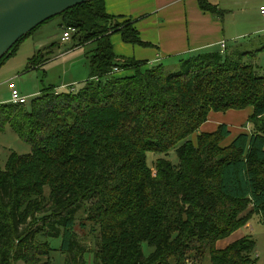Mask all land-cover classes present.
Here are the masks:
<instances>
[{
  "label": "trees",
  "instance_id": "obj_1",
  "mask_svg": "<svg viewBox=\"0 0 264 264\" xmlns=\"http://www.w3.org/2000/svg\"><path fill=\"white\" fill-rule=\"evenodd\" d=\"M198 3L219 12L208 0ZM58 16L63 29H75L79 46L96 44L90 74L78 90L47 89L31 108L0 103V131L9 125L31 145L0 167V264H41L54 238L65 264H86L88 253L93 264H163L206 248L212 264H254L249 236L222 250L214 243L249 222L241 216L249 207L264 223V68L257 63L264 46L195 51L168 72L161 62L115 53L116 33L127 44L150 43L132 21L107 13L104 0ZM247 106L250 132L229 145H221L226 124L199 132L196 143L189 138L211 112ZM171 150L177 164L148 161L150 152ZM77 227H89L92 247Z\"/></svg>",
  "mask_w": 264,
  "mask_h": 264
},
{
  "label": "rangeland",
  "instance_id": "obj_2",
  "mask_svg": "<svg viewBox=\"0 0 264 264\" xmlns=\"http://www.w3.org/2000/svg\"><path fill=\"white\" fill-rule=\"evenodd\" d=\"M208 1L215 5L219 12L212 13L203 10L198 5L200 16L208 13L209 18L211 16L215 21L217 19L219 23L222 22L229 34L233 36L242 34L240 37L232 39L226 37L228 50H254V47L250 45L254 42L257 44L258 37L264 33L258 29V27L260 29L264 28V20L259 9L264 0ZM62 23L61 16L53 17L42 23L22 39L10 51V55L0 63V103L10 102L9 82L14 83L20 94L27 97V108H31L33 99L49 88H54L57 92H64L71 89L75 91L83 86L90 74L89 56L95 49L96 44L93 42L89 45L82 44L79 46L77 40L72 36L68 41H62L61 37L65 30L61 26ZM118 39L119 43L122 44L118 34H114L112 43L115 46H117ZM216 49L217 47H211L205 50L213 51ZM187 56L186 54L178 58L170 56L163 59L161 63L168 72H175L179 68L178 59ZM34 57L37 59V64L32 65L31 61ZM257 63L264 68V51L259 53ZM258 73L262 74L263 71L260 69ZM252 111L253 108L247 106L243 109H230L226 112H211L209 119L201 126L200 130L189 138L196 143L199 132H212L217 130L221 124H226L230 130V135L222 141L221 145L227 146L240 133L250 132L252 123L249 118ZM13 152L18 154L30 153L31 145L23 141L9 125H6L4 130L0 131V167L2 169L5 168L7 160ZM159 157L168 159L172 164L178 163V157L174 150H171L168 154L148 153L150 164ZM45 192L48 194L47 190ZM84 215L85 213H80V216ZM245 215L251 216L249 222L247 221L223 238H218L214 243V248L218 250L225 249L247 235L255 241V248L252 252L254 264H264V223L259 214L251 212L250 207L242 212L241 216ZM77 230L80 234L86 235L84 242L92 247L93 240L89 227L84 230L77 227ZM49 241L55 250L50 251L48 257H44L40 260V263L45 264L44 262L48 261V264H65L64 254L59 249L61 239L54 238ZM151 251L152 249L144 243V254L148 255ZM210 256L209 248H206L202 256L196 251H185L182 254L167 258L163 264H212ZM85 263L93 264V256L90 253L85 256ZM13 264L29 263L25 259L15 258ZM36 264H38V261H36Z\"/></svg>",
  "mask_w": 264,
  "mask_h": 264
},
{
  "label": "crops",
  "instance_id": "obj_3",
  "mask_svg": "<svg viewBox=\"0 0 264 264\" xmlns=\"http://www.w3.org/2000/svg\"><path fill=\"white\" fill-rule=\"evenodd\" d=\"M104 1L107 13L119 16V21H132L141 39L150 43L145 46L127 44L122 42L118 34L122 44L119 43V39L116 42L117 46L112 43L115 53L145 60L148 64L161 62L170 56L178 58L184 54L189 55L196 50L211 47L221 49L220 42L225 41L226 44L227 38L232 39L242 35L229 34L222 22L219 23L217 19L215 21L211 16L209 18L208 13L200 16L198 0ZM261 6H264V2ZM260 15L264 20L261 12ZM258 29L264 32V28L258 27ZM250 46L254 47V50L263 47L264 33L258 37L257 44L254 42ZM225 50H228L227 44Z\"/></svg>",
  "mask_w": 264,
  "mask_h": 264
},
{
  "label": "water",
  "instance_id": "obj_4",
  "mask_svg": "<svg viewBox=\"0 0 264 264\" xmlns=\"http://www.w3.org/2000/svg\"><path fill=\"white\" fill-rule=\"evenodd\" d=\"M90 0H0V59L42 23Z\"/></svg>",
  "mask_w": 264,
  "mask_h": 264
},
{
  "label": "built area",
  "instance_id": "obj_5",
  "mask_svg": "<svg viewBox=\"0 0 264 264\" xmlns=\"http://www.w3.org/2000/svg\"><path fill=\"white\" fill-rule=\"evenodd\" d=\"M260 12L264 16V6L260 7ZM74 31L75 29L73 27L66 28L62 34V41H68L71 38ZM220 47H221L220 49L221 52H224L226 49V44L224 41L220 42ZM114 70L117 71V68H115ZM8 88L11 90V99H10L11 103L20 104V105L26 104L27 97L20 94V92L16 89V86L14 85V83L9 82Z\"/></svg>",
  "mask_w": 264,
  "mask_h": 264
}]
</instances>
